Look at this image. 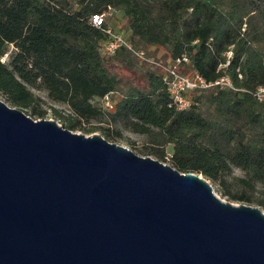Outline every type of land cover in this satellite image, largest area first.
<instances>
[{
    "label": "trees",
    "instance_id": "16d2710c",
    "mask_svg": "<svg viewBox=\"0 0 264 264\" xmlns=\"http://www.w3.org/2000/svg\"><path fill=\"white\" fill-rule=\"evenodd\" d=\"M108 8L121 13L134 49L158 58L150 50L161 48L167 60L186 54L207 82L227 76L231 87L212 85L178 110L159 68L124 46L100 50L105 29L114 30L109 14L100 26L89 18ZM116 66L133 78L123 80ZM263 85L264 0H0L1 100L130 148L123 130L143 135V154L201 173L230 201L262 207L255 192L264 191V100L254 93ZM105 94L111 111L101 104Z\"/></svg>",
    "mask_w": 264,
    "mask_h": 264
},
{
    "label": "water",
    "instance_id": "95a60500",
    "mask_svg": "<svg viewBox=\"0 0 264 264\" xmlns=\"http://www.w3.org/2000/svg\"><path fill=\"white\" fill-rule=\"evenodd\" d=\"M214 191L0 99V264H264V212Z\"/></svg>",
    "mask_w": 264,
    "mask_h": 264
},
{
    "label": "built area",
    "instance_id": "2783aa9c",
    "mask_svg": "<svg viewBox=\"0 0 264 264\" xmlns=\"http://www.w3.org/2000/svg\"><path fill=\"white\" fill-rule=\"evenodd\" d=\"M110 11L111 9L108 8L107 11L102 13H94L89 20L95 26H100ZM105 32L108 36L106 40L100 43V50L105 54H113L117 48L124 46L131 50L138 60L146 61L152 67L159 68L160 80L167 93H169L171 105L173 104L178 110L188 109L193 103L194 96L212 85L231 87V81L227 76H222L213 82H207L197 71L188 67L189 58L186 54L164 61L160 58L148 56L142 49H134L130 42L126 40L127 38H124L119 32L112 30L110 27H107ZM230 55L231 51H228L227 57H230ZM254 96L259 101L264 100V85L256 89ZM101 101L106 109L112 110L114 108V101L110 98V94H105Z\"/></svg>",
    "mask_w": 264,
    "mask_h": 264
},
{
    "label": "rangeland",
    "instance_id": "374dc122",
    "mask_svg": "<svg viewBox=\"0 0 264 264\" xmlns=\"http://www.w3.org/2000/svg\"><path fill=\"white\" fill-rule=\"evenodd\" d=\"M109 25L116 31V32H119L124 38H127V35H128V32H127V29H126V24H125V20L124 18L122 17L121 13L119 11H111V13H109ZM151 53V54H150ZM150 55L152 56L153 53L154 56L158 57V58H161L162 60H167L168 57H166V53L164 52L163 49L161 48H158V49H154V48H151L150 50ZM116 72H119L120 74V77L123 79V80H127V79H132V75L130 74V71L129 70H126L122 67H119V66H116ZM35 93L39 94L42 98H44L49 104H52L58 108H62L65 110V106L62 105V104H59V103H53L51 102L47 97H46V94L45 92L43 91H37V90H34ZM114 101V100H113ZM101 104L103 106V108L106 109V107L104 106V103L101 101ZM108 110V109H107ZM24 111V110H23ZM111 111V110H109ZM26 113V111H24ZM32 117V116H31ZM33 118V117H32ZM46 119H54L56 122L60 123V121L58 119H55L53 118L51 115H47V117H45ZM35 120L39 119V118H33ZM61 124V123H60ZM100 124V123H98ZM103 126H107L106 124V121H104L102 123ZM90 126H93V125H90ZM113 128H119L118 125H113ZM77 132H82L80 130H77ZM86 133L87 136H90V135H93V134H100V132L98 130L92 132V133H87V132H84ZM123 133L124 135L126 136H129L131 137V139L134 141L135 143V147L133 148H130L122 139L120 138H111L109 141L111 142H115L117 144H120V145H123V146H126V147H129L130 149L133 150V152H135L136 154L138 155H142V156H145L146 154H143L142 152V149H143V142L145 140V137L143 135H139V134H135V133H131V132H128L126 130H123ZM170 148V146L168 147ZM147 156V155H146ZM150 156V155H149ZM153 157V156H151ZM155 158V157H153ZM183 173V172H182ZM235 174H241L240 171H238L237 169H235L234 171ZM211 182V181H210ZM212 186H213V189L215 190L214 192L216 193L217 196H219L221 199L225 200V201H230L227 196H224L222 194V192L220 191L219 187L215 184H213L211 182ZM255 195L258 196L259 198L261 199H264V191L263 190H259L257 189V192H255ZM230 202H234V203H241V202H236V201H230ZM250 205H253V206H256L258 207L262 212H264V207H262L261 205H257L255 203H251Z\"/></svg>",
    "mask_w": 264,
    "mask_h": 264
}]
</instances>
